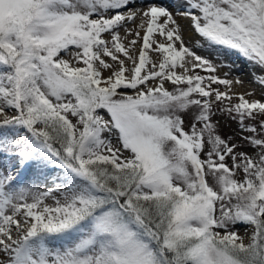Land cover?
Listing matches in <instances>:
<instances>
[{
	"label": "snow or ice",
	"instance_id": "6c2138e0",
	"mask_svg": "<svg viewBox=\"0 0 264 264\" xmlns=\"http://www.w3.org/2000/svg\"><path fill=\"white\" fill-rule=\"evenodd\" d=\"M133 2L0 0V114L15 112L0 121V156L14 160H0V264H264V120L258 136L244 124L264 114V102L239 95L220 109L254 134L243 139L257 151L237 152L242 145L212 122L211 97H232L211 85L232 81L187 75L188 65L216 69L185 46L178 27L165 28L175 21L163 6L143 13L150 18L134 59L116 32L134 19L122 11ZM177 7L203 38L198 46L237 51L264 72V0ZM154 25L165 43L151 39ZM149 49L158 68H148ZM115 53L132 61L130 78ZM103 56L119 63L107 77L102 70L112 65ZM192 106L198 112L186 130L182 114ZM14 167L58 169L56 187L33 191ZM240 224L246 234L252 228L247 243L233 230Z\"/></svg>",
	"mask_w": 264,
	"mask_h": 264
},
{
	"label": "bare ground",
	"instance_id": "6f19581e",
	"mask_svg": "<svg viewBox=\"0 0 264 264\" xmlns=\"http://www.w3.org/2000/svg\"><path fill=\"white\" fill-rule=\"evenodd\" d=\"M182 0H134L133 3H131L127 8L123 9L122 11L127 15L128 13H135V17L132 20H125L121 22V25L116 28V32L119 34L120 43L124 45V47L129 51L130 55L133 54L136 57V60L138 61L139 56V49L143 45V36L144 32L147 28V21L150 17H145L143 13L150 7V6H163L166 7L167 10L172 13L173 20L175 21V24L169 22L165 28L171 29V28H177L179 34L184 41V44L186 47L190 48L192 51L196 52V54L206 57L210 61H213V63H217V71L222 72L223 68L227 67L229 71L232 74H235L236 72H239V68L237 67L238 63H244L245 66L249 69H255V66L251 64L247 59H245L242 55H240L237 51L234 50H228L226 48H214L211 51H205L204 47H200L197 45V42L199 41L200 44H204L203 38L200 37L198 34L195 33L194 29L191 27V19L190 17H184L180 13L183 12L182 7H177L178 4H181ZM166 17H160L157 20V24H163ZM137 33L139 35L137 36ZM108 42V46L112 47V42L110 40V35L105 33L102 37ZM151 39L155 42L159 43H165L166 42V36H161L159 34V30L155 28L154 25V32L151 34ZM135 41V44H132L131 42ZM175 46H179V42H175ZM155 47V43H153V48ZM206 47V45H205ZM114 51V49H113ZM149 57L156 56L157 54L153 52L151 49L147 50ZM119 59H123L125 61V67L126 64L129 63L130 68L133 67L131 60H126L123 53H115ZM67 58V57H65ZM103 59L110 65H112L111 69H103L102 75L107 77L110 75L111 71L117 70L119 67L118 61H113L111 57L109 56H103ZM241 61V62H240ZM98 63V62H97ZM152 62L149 58V64L148 68L151 69ZM236 63V64H235ZM189 71L187 74H189L191 71L196 72L199 71L198 68L193 71L191 69V66L188 65ZM127 69V67H126ZM175 71L178 74H184V69L179 66V63L177 67L175 68ZM244 71V70H243ZM256 72V71H255ZM128 74V71L125 72V75L130 78L131 71ZM264 75L261 70L258 71V76ZM246 79H250L249 76L245 77ZM245 79V80H246ZM232 81L230 88L238 91L240 93L241 91H251V93H254L257 88L254 86H250V83L254 82L253 85H258L260 87L259 93L256 94V99H264V92L260 91L261 89H264L263 86H261L260 83L257 82V79L253 76L249 80V82L239 83L235 80ZM248 83V84H245ZM5 116H7L6 113L0 114V121H2ZM9 117V116H7ZM10 118V117H9ZM14 163V160L11 158H8V164ZM12 173L16 172V178L17 182H25L24 186H29L32 188L33 191H44L49 190L53 183V180L55 177H52L50 173H47V169L43 171H36L34 168L29 169H18L16 167L11 169ZM49 175L51 178H49ZM51 180V181H50ZM56 185V184H54ZM54 188V186H53ZM30 200V198H29ZM30 202V201H29ZM10 211V209H9Z\"/></svg>",
	"mask_w": 264,
	"mask_h": 264
},
{
	"label": "rangeland",
	"instance_id": "374dc122",
	"mask_svg": "<svg viewBox=\"0 0 264 264\" xmlns=\"http://www.w3.org/2000/svg\"><path fill=\"white\" fill-rule=\"evenodd\" d=\"M104 34H102V37H103ZM63 55V53H62ZM131 56L136 59V57L131 54ZM150 60L154 63L157 64V68H158V64H159V60L157 59L156 56H150L149 57ZM126 60H128L126 57H125ZM212 64L215 66V69L217 67V63H213V61H211ZM78 66H83L82 63ZM130 66L129 63L126 64V67L128 69V74L130 73ZM256 70L255 69H250V73L257 79V76H258V71L260 70L258 67H256ZM256 71V72H255ZM241 73H243L242 71H239V72H236L235 74H232L229 69H227V67H225V69L223 68L222 72H218L217 69L215 70L214 73H209L208 71L206 70H203V71H196V72H190L189 74L187 75H196V74H199L201 76H209V75H217L218 77H220L221 79H227V80H235V81H239V83H244V82H249V80L251 79H246L245 77H243L244 75H242ZM264 74V72H262ZM251 75V76H252ZM252 76V77H253ZM246 79V80H245ZM159 83V80L158 79H154V80H150L148 82V86L149 87H154L156 86L157 84ZM205 84H207V81H205ZM245 84H248V83H245ZM254 82L250 83V86H254L255 88H257L258 90H256L254 93H250L248 90L246 91H241L240 93H238V91L234 90V89H231L229 85H224V84H219V83H214L211 85V88L212 89H218L219 91H222V92H227L229 94V96L232 97L231 101H228V100H224L223 102H217L215 101V96L213 95L211 97V100L213 102V107H212V111L214 113V115L212 116V122L214 124H216L217 126V132L218 134H220L223 138L225 139H229V142L230 143H235V144H239V145H242V147H239L236 149L237 152H246L250 155L254 154L255 151H257L256 149H254L252 146H250L247 142V140L243 139V137H247V136H250V135H254L253 133H250L248 131H241V126L239 124V121H238V118L237 119H232L229 114L227 112H221L220 109L221 108H225L229 105H234V104H237L239 103V100H238V96L239 95H244V97L249 100V101H252V100H259L261 102H264V99H256L257 96L256 94L259 93V89L260 87L258 85H253ZM181 86H186V85H181ZM264 87V85H261ZM164 87L166 89H168L169 91H172L174 86L170 83V82H167L165 81L164 83ZM131 91V90H129ZM260 91H263L264 92V89H261ZM198 98V97H196ZM198 112V108L195 107V106H192L190 107V109L182 114L183 115V118L185 120V128L186 130H189V123H190V120L192 119V117L194 116V114ZM6 114L7 116L9 117H12L13 115H15V112L14 111H6ZM104 115L106 116L107 118V114L104 113ZM260 120H264V114H255L254 118H246L245 121H244V124L245 126L247 125H252V123H254V125L257 126V129H258V132L255 134V135H259V122ZM199 127V125H198ZM206 139V137H205ZM210 149V146L206 145V148H205V151H208ZM7 157L6 156H0V159L3 161L5 160ZM202 158H204L202 156ZM227 160V163L229 164V166H231L232 164V161H231V158L228 157L226 158ZM47 173H50V175L52 177H55L58 175V172L59 170L58 169H47ZM207 171V170H206ZM49 175V178H51ZM243 177V173L242 171L238 172L237 175H236V178L237 179H242ZM206 180L212 184L214 186V180H213V177L209 174V175H206ZM51 181V180H50ZM19 183V182H18ZM25 182H20L21 185H23ZM25 185V184H24ZM56 187V185H52V187L50 189H54L53 188ZM31 202V200H29ZM47 203H52L53 201L51 199H47L46 200ZM10 212V211H9ZM235 231L240 232V230H245V225L243 224H240V225H237L235 229H233ZM248 233L250 234L251 231H252V228L251 226H248ZM248 234V235H249ZM248 235H246L248 237ZM245 242L247 243L248 242V238L246 239L245 238ZM53 246H57L59 245L61 242L59 241H51L50 242Z\"/></svg>",
	"mask_w": 264,
	"mask_h": 264
},
{
	"label": "trees",
	"instance_id": "16d2710c",
	"mask_svg": "<svg viewBox=\"0 0 264 264\" xmlns=\"http://www.w3.org/2000/svg\"><path fill=\"white\" fill-rule=\"evenodd\" d=\"M252 125H254V123H252Z\"/></svg>",
	"mask_w": 264,
	"mask_h": 264
}]
</instances>
